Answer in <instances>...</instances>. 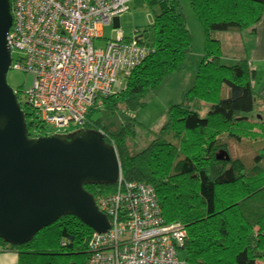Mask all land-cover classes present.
I'll return each mask as SVG.
<instances>
[{
    "label": "trees",
    "instance_id": "trees-1",
    "mask_svg": "<svg viewBox=\"0 0 264 264\" xmlns=\"http://www.w3.org/2000/svg\"><path fill=\"white\" fill-rule=\"evenodd\" d=\"M144 1L152 14L151 36L123 35L126 44L135 41L137 58L118 75L117 88L125 81L123 89L89 109L86 117L94 128L84 129L101 131L116 151L122 178L149 185L164 223L185 229L177 249L184 264H264V99L248 61L225 65L214 36L252 27L264 0H189L203 33L202 60L181 102L168 106L157 138L131 153L127 139L135 135L134 120L123 117L120 129L109 133L92 114L98 108L120 114L143 109L145 98L183 69L192 41L180 0ZM24 99L19 106L29 137L48 136ZM257 127L262 128L256 132ZM84 189L96 200L115 192L116 183ZM93 233L64 215L21 246L0 239V250L16 252L18 264H86Z\"/></svg>",
    "mask_w": 264,
    "mask_h": 264
},
{
    "label": "built area",
    "instance_id": "built-area-1",
    "mask_svg": "<svg viewBox=\"0 0 264 264\" xmlns=\"http://www.w3.org/2000/svg\"><path fill=\"white\" fill-rule=\"evenodd\" d=\"M132 1L12 0L11 69L33 77L26 105L44 126L55 132L71 123L94 128L87 112L114 92L119 73L133 66L137 46L126 44L115 27L103 50L93 44ZM115 183V192L95 200L109 228L93 233L86 264H184L177 249L186 231L164 223L154 190L125 181L120 169Z\"/></svg>",
    "mask_w": 264,
    "mask_h": 264
},
{
    "label": "water",
    "instance_id": "water-1",
    "mask_svg": "<svg viewBox=\"0 0 264 264\" xmlns=\"http://www.w3.org/2000/svg\"><path fill=\"white\" fill-rule=\"evenodd\" d=\"M11 25L9 0H0V239L21 246L64 215L104 233L108 221L84 186L116 182L120 169L116 151L100 133L86 129L29 137L6 81Z\"/></svg>",
    "mask_w": 264,
    "mask_h": 264
},
{
    "label": "rangeland",
    "instance_id": "rangeland-1",
    "mask_svg": "<svg viewBox=\"0 0 264 264\" xmlns=\"http://www.w3.org/2000/svg\"><path fill=\"white\" fill-rule=\"evenodd\" d=\"M182 12L185 16L187 27L191 34V51L187 57L183 69L171 76L164 84L156 91L149 94L145 98V107L138 112L129 113H111L101 108H98L92 116V120H100L101 126L109 133H114L120 129L122 118L126 117L133 119L135 122V135L133 138L127 139V146L131 153H139L146 148L155 138H157L160 128L167 120V108L170 104L181 102L184 92L192 85L194 76L203 56V33L200 25L194 17L189 0H180ZM118 28L122 35L129 38L143 36L150 37L152 14L144 0H134L129 3L128 9L119 16ZM114 25H107L103 28V39L94 41V48L103 50L106 41L110 39L111 31ZM214 36L219 40L222 51V62L225 65H233L240 59L239 51L242 48L239 46V33L215 32ZM238 41V43H233ZM7 84L15 92H18L17 101L23 105L25 103L24 92L29 90L33 83V77L26 75L20 71L9 69L6 74ZM125 81H122L120 87L114 88V91L119 92L123 89ZM204 112H200L204 115ZM262 128V127H261ZM257 127L256 132L261 129ZM80 129L81 126L71 123V125L62 131L55 132L47 128L48 136L55 134H70ZM10 246V245H9ZM13 247V246H12ZM177 257L179 260L184 259L183 251H178Z\"/></svg>",
    "mask_w": 264,
    "mask_h": 264
},
{
    "label": "crops",
    "instance_id": "crops-1",
    "mask_svg": "<svg viewBox=\"0 0 264 264\" xmlns=\"http://www.w3.org/2000/svg\"><path fill=\"white\" fill-rule=\"evenodd\" d=\"M116 19L113 24L115 26L119 23V18ZM238 41L233 42L238 43L242 48L237 55L240 59L244 58L248 61L254 75L255 90L264 99V9L260 19L252 27L240 33ZM0 264H18L17 253L0 250Z\"/></svg>",
    "mask_w": 264,
    "mask_h": 264
}]
</instances>
